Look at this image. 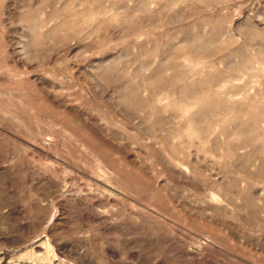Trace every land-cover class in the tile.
<instances>
[{
	"label": "rangeland",
	"instance_id": "rangeland-1",
	"mask_svg": "<svg viewBox=\"0 0 264 264\" xmlns=\"http://www.w3.org/2000/svg\"><path fill=\"white\" fill-rule=\"evenodd\" d=\"M0 264H264V0H0Z\"/></svg>",
	"mask_w": 264,
	"mask_h": 264
}]
</instances>
